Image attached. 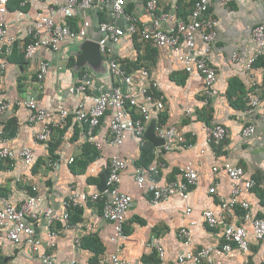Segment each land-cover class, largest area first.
Here are the masks:
<instances>
[{
    "label": "crops",
    "instance_id": "obj_1",
    "mask_svg": "<svg viewBox=\"0 0 264 264\" xmlns=\"http://www.w3.org/2000/svg\"><path fill=\"white\" fill-rule=\"evenodd\" d=\"M54 1L27 0L26 4L21 5V0H7L5 6L0 7V21L6 26L7 36L16 41L12 54L6 58L1 93L11 102L34 98L51 112L75 107L78 97L68 95L67 89L76 84L83 73L89 75L91 89L96 85L110 87L116 84V80L108 73L105 57H99L95 53L96 45L106 41L105 36L98 32L97 24L113 21V17L104 12L98 14L89 10L74 13L68 18L58 16V22H65L73 30L84 27L86 37L61 47L59 52L39 49L35 55L36 60L30 63L22 58L18 46L26 41V23L47 18L49 3L53 4ZM145 1L125 0V9L131 6V12L148 23L149 19L143 10ZM161 8L169 14L170 19L185 20L189 15L190 3L185 0H164ZM208 14L216 22L217 36L212 46L210 62L217 69V87L220 91V97L214 100L209 109L201 104V77L186 75L171 50L128 38L114 47L116 57L127 68V72L147 70L150 78L156 81L157 89L152 94L155 99H163L165 107L159 124L176 127L178 133L191 143V148L176 146L172 150L164 151L150 143L151 152L156 150V154L146 168H143L138 141L132 135L126 134L120 147H107L104 144L109 115L101 119L93 135L94 142L102 146L100 152L85 143L80 125L71 117L68 118L66 126L56 131L48 143L32 144L26 126L27 111L23 107L11 106L0 117V125L10 138L11 148H33L36 166L30 169L20 163L12 165L10 162L1 161L0 194L18 205L31 194L30 187L35 185L39 206L58 211L67 193L74 191L91 194L98 191L109 158L119 155L126 161L127 168L120 175L118 189L130 199L124 222L126 239L117 251L120 258L131 264H176V256L182 251L215 246L214 264H245V256L237 250L233 249L227 255L221 252L222 227H206L200 215L204 210L216 209L219 201L228 195L230 189L227 177L219 173L216 177L218 187L215 194H208L212 166L231 163L241 167L246 177L264 181V60H259L250 74L243 70V63L255 48L251 29L256 25L264 26V0H229L223 7L215 0H210ZM119 24L123 25L122 22ZM234 51L240 56L238 62L231 59ZM39 60L49 64L41 85L36 81V65ZM252 81L257 83L260 103L253 115L246 117L243 115V106L245 97L253 90ZM91 91H88V95H91ZM188 105L196 107L193 119L182 116V111ZM248 122L253 124L255 131L250 139L242 141L238 132ZM214 123H221L229 130L228 138L216 147L208 146L202 135L203 126ZM53 157L60 160L54 170L45 165L46 160ZM70 157L74 158L71 164L68 163ZM157 160L163 164L159 177L161 184L178 179L189 169L196 172L197 183L188 192L151 206L150 196L136 183L135 176L140 167L146 170ZM246 199L253 215L264 218L262 186L254 188ZM101 209V202L77 209L71 215L72 218L70 217L73 228L64 229L57 224L55 236L50 238L46 236L47 229L42 220L34 223L42 250L53 255L59 264H69L72 260L76 264H90L115 253L116 247L109 241L113 235L112 225L102 219ZM185 212H189V216H185ZM240 214L238 209L235 210L227 217V223L241 224ZM190 221H194L195 226H190ZM180 228H188L190 231V245L184 246L179 240ZM247 230V264H264V242H256L250 229ZM153 239L160 242L164 251L163 260H159L147 248ZM48 243L54 247L50 249ZM0 264L41 262L36 254L30 252L28 246L5 243L0 249Z\"/></svg>",
    "mask_w": 264,
    "mask_h": 264
},
{
    "label": "built area",
    "instance_id": "obj_2",
    "mask_svg": "<svg viewBox=\"0 0 264 264\" xmlns=\"http://www.w3.org/2000/svg\"><path fill=\"white\" fill-rule=\"evenodd\" d=\"M45 1V0H37ZM190 3V11L187 19H170L168 13L162 10L164 0H146L143 10L149 22H143L136 14L125 11V0H55L49 3V15L44 20H34L25 25L26 41L19 45L23 59L30 62L36 60V52L46 49L51 52H59L61 47L86 37V29L79 27L71 29L65 22L57 21V17L68 18L74 13L94 10L96 12L110 11L113 17L111 22H99L98 32L105 36V43H100L99 52L105 57L108 73L116 80V84L110 87L96 85L91 89L88 83L89 75L83 73L76 84L67 89L70 96L78 97L73 109H60L56 112L47 110L34 98L24 101L11 102L1 93V78L6 70V58L12 54L15 40L7 36L6 26L0 21V117L10 110L11 106L25 108L27 111L26 126L32 144L43 145L50 141L56 131L61 130L71 117L81 127L82 138L97 152L102 146L94 142L93 135L100 125L103 117L109 115L107 135L104 144L107 147H120L126 134L132 135L138 141V147H143L147 140L144 134L152 121L155 122L154 134L163 141L159 149L172 150L176 146L191 148L183 135H180L174 126H161L160 115L164 112L163 99H155L152 91L157 89L156 81L150 78L147 70H139L134 73L127 72L126 68L114 53V47L123 39H137L140 42L150 44L158 48L171 50L176 60L186 75H198L203 86L200 92L203 107L212 105L215 99L220 97L218 74L215 66L210 62L212 46L216 40V22L208 14L210 0H185ZM219 6L226 5L229 0H215ZM7 0H0V7L5 6ZM27 0H21V5ZM120 22L123 25L119 24ZM251 39L254 51L243 63V70L247 73L253 71L255 63L264 58V26L256 25L251 29ZM231 59L238 62V52H232ZM36 81L44 82L48 72L47 61L39 60L36 65ZM41 87V86H39ZM252 92L245 97L243 115L250 117L259 107L258 86L251 82ZM91 95H88V91ZM90 98V100H89ZM89 100V101H88ZM196 107L188 105L182 111L183 118L193 119ZM253 124L247 123L241 126L238 135L242 141L250 139L254 134ZM194 135V133H192ZM204 142L208 146L221 145L229 136V130L221 123L204 125L202 129ZM153 155L156 150L152 151ZM35 152L32 147L11 148L10 138L5 134L0 125V162L7 161L14 164L20 163L24 167L36 166ZM70 157L68 163H73ZM60 160L58 157L48 158L46 167L56 169ZM127 168L126 161L119 155L109 158L106 167V189L103 193L95 191L91 194L71 191L61 201L58 211L50 207H41L36 195V186L30 187L31 194L20 204L14 205L10 199L0 194V249L7 243L10 245L24 244L31 253L36 254L41 264H59L53 255L42 250L41 241L36 237L33 224L39 220L44 222L48 238L55 236L56 225L60 224L64 229L73 228L70 222L71 213L77 209L88 207L98 202L102 203L101 217L112 225L113 235L110 243L116 247V252L105 259L90 264H131L118 256L117 251L122 247L126 239L124 234L125 214L130 207L128 196L118 189L120 175ZM163 164L155 161L148 169L139 168L135 181L143 187L150 196V205L157 206L170 198L188 192L197 183V174L189 169L183 172L178 179L160 183V171ZM219 173H223L229 183L228 195L221 199L216 209H207L201 212L206 227L215 229L222 227L220 250L223 254H229L233 249L245 256L244 263H248L249 237L248 230L258 243L264 242V218L253 215L248 197L254 188L262 186L264 181H258L246 177L244 170L231 163H222L211 167L210 187L208 194H215ZM239 210L241 224H228L227 217L235 210ZM189 216V212H185ZM190 221V226H195ZM178 238L184 246L190 245L191 236L188 228L178 230ZM50 249L53 244H47ZM147 248L155 253L159 260H163L164 251L158 239L151 240ZM215 246H204L195 251H182L177 254L176 264H214L213 251ZM69 264H76L74 260Z\"/></svg>",
    "mask_w": 264,
    "mask_h": 264
},
{
    "label": "water",
    "instance_id": "obj_3",
    "mask_svg": "<svg viewBox=\"0 0 264 264\" xmlns=\"http://www.w3.org/2000/svg\"><path fill=\"white\" fill-rule=\"evenodd\" d=\"M83 51L84 53L86 52L85 48L83 47ZM99 57L101 56L100 52H99V46L96 45V52H95ZM154 125L155 122L152 121L150 123V125L148 126L145 134H144V138L147 140V142L153 144L154 146H162L163 145V141H161L159 138H157L154 134ZM106 179H107V173H104V175L101 178L100 184L98 185V191L103 193L106 189Z\"/></svg>",
    "mask_w": 264,
    "mask_h": 264
},
{
    "label": "trees",
    "instance_id": "obj_4",
    "mask_svg": "<svg viewBox=\"0 0 264 264\" xmlns=\"http://www.w3.org/2000/svg\"><path fill=\"white\" fill-rule=\"evenodd\" d=\"M131 10H132V7L131 6H127L126 7V9H125V11L127 12V13H132L131 12ZM98 14H100V13H103V12H97ZM104 13H106V14H110L111 15V12L110 11H107V12H104ZM112 16V15H111ZM133 40H135L134 38H133ZM147 47H148V45H147ZM21 56H22V58H23V55L21 54ZM264 60V58H260V59H258V61L260 60ZM257 61V62H258ZM257 62L255 63V64H257ZM126 68V67H125ZM127 69V68H126ZM244 108H245V104H244V106H243ZM207 109H209V108H211V106L210 105H208V107H206ZM209 124V123H208ZM93 149V148H92ZM140 149V159H141V161H142V166L141 167H143V168H146V166H147V164L149 163V161L153 158V153L151 152V149H152V145L150 144V143H148V142H146L145 144H144V146L143 147H140L139 148ZM94 150V149H93ZM87 156H89L88 155V152H86L85 153ZM93 154V153H92ZM138 167H140V166H138ZM140 167V168H141ZM77 210H75V211H73L72 213H71V215H73L75 212H76ZM72 218V217H71ZM71 221H72V219H71Z\"/></svg>",
    "mask_w": 264,
    "mask_h": 264
}]
</instances>
